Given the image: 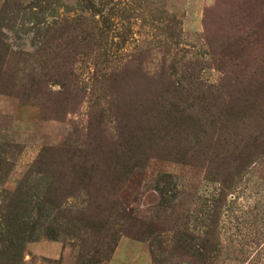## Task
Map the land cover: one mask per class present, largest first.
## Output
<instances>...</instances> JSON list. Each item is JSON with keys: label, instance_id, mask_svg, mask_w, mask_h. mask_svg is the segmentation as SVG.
I'll return each mask as SVG.
<instances>
[{"label": "rangeland", "instance_id": "374dc122", "mask_svg": "<svg viewBox=\"0 0 264 264\" xmlns=\"http://www.w3.org/2000/svg\"><path fill=\"white\" fill-rule=\"evenodd\" d=\"M0 264H264V0H0Z\"/></svg>", "mask_w": 264, "mask_h": 264}]
</instances>
